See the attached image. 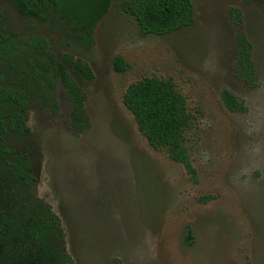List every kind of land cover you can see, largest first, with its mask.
Wrapping results in <instances>:
<instances>
[{
  "label": "rangeland",
  "instance_id": "rangeland-1",
  "mask_svg": "<svg viewBox=\"0 0 264 264\" xmlns=\"http://www.w3.org/2000/svg\"><path fill=\"white\" fill-rule=\"evenodd\" d=\"M124 1L111 0L87 47L50 19L22 16L12 0H0V31L42 37L56 57L70 55L93 73L91 80L73 76L86 97L88 129H71L59 87L58 113L33 107L29 137L9 140L11 150L34 163L36 210L60 220L74 264H264V7L190 0L192 26L141 36ZM230 7L242 14L239 27L227 15ZM238 32L250 44L251 84L233 71ZM116 56L126 71H114ZM144 77L170 80L185 99L193 174L150 147L124 107L125 90ZM223 90L245 111L227 110ZM21 247L0 252V264L26 253L28 246ZM32 253L16 264L42 258Z\"/></svg>",
  "mask_w": 264,
  "mask_h": 264
},
{
  "label": "trees",
  "instance_id": "trees-1",
  "mask_svg": "<svg viewBox=\"0 0 264 264\" xmlns=\"http://www.w3.org/2000/svg\"><path fill=\"white\" fill-rule=\"evenodd\" d=\"M241 1L264 7V0ZM12 2L20 15L40 21L50 19L87 47L92 45L94 27L111 6V0ZM122 9L134 18L141 36L168 35L195 22L190 0H126L122 2ZM227 15L236 27L240 26L242 14L238 9L230 7ZM234 55V74L251 84L255 69L250 44L240 32L235 36ZM127 68L122 57L113 59L115 72L122 73ZM73 76L81 80L93 79L87 63L70 55L56 57L44 38L0 31V252L6 255L25 251L24 247L18 249L19 242L28 246L26 253L9 258L7 264H16L18 258L23 260L25 254L28 263L34 251L39 252L42 258L37 257L33 264H74L65 251L60 220L53 215L43 217L45 212L36 210L41 204L32 191L36 184L32 175L33 161L11 150L8 144L11 139L19 141L29 137L27 122L33 107L58 113L59 87L70 106L71 129L76 133L88 129L86 97ZM220 98L227 110L245 111L243 102L229 91H221ZM122 103L132 114L139 133L150 147L164 152L169 160L181 164L188 174H193L186 145L191 115L174 84L167 79L141 78L127 87ZM16 232L18 235H14V239Z\"/></svg>",
  "mask_w": 264,
  "mask_h": 264
}]
</instances>
